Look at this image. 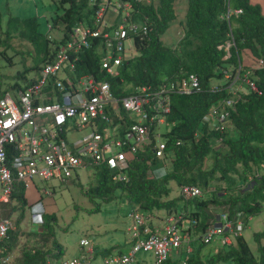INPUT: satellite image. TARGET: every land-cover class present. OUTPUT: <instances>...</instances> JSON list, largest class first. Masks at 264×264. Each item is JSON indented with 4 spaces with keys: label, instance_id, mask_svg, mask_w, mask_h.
Segmentation results:
<instances>
[{
    "label": "trees",
    "instance_id": "16d2710c",
    "mask_svg": "<svg viewBox=\"0 0 264 264\" xmlns=\"http://www.w3.org/2000/svg\"><path fill=\"white\" fill-rule=\"evenodd\" d=\"M51 1L57 14L49 30H60L64 36L61 42L67 39L72 28L88 24L96 8L90 0ZM121 1L131 6L130 21L146 24L150 33L138 45L139 55L123 63L116 77L107 78L113 95L116 98L128 96L136 87L156 85L174 78L180 71L195 74L201 91L191 96H170V110L164 116L167 131L162 135L164 164L167 165L164 177L148 176L150 169L159 164L152 161L155 142L152 138L151 144L144 147L143 154L125 171L126 182L113 181L111 172L98 166L93 171V185L84 191V195L91 202L95 199L101 202L119 199L128 205V211L136 210L145 217L164 212L187 221V232H191L189 238L192 239L189 243L191 252L186 253L183 245L163 264H264V230L253 235L254 253L243 236L227 247L210 248L200 240L203 231L214 223L217 212L227 213L230 219L241 213L246 226L250 218L264 212V65L253 68L255 62L264 61V15L261 7L251 0H187L184 21L180 23L182 38L174 47L167 48L160 38L177 17L174 9L176 0H157L149 4L141 0ZM237 10L241 11L240 15L233 13ZM227 12H230L228 18ZM24 23L29 32L26 39L38 42L35 19ZM48 43L44 40L43 55L36 72L52 58L60 44L56 42L54 49L49 51ZM227 43H231L228 51L225 50ZM246 51L251 54L250 67L242 62V54ZM99 58L95 47L84 51L77 66L78 74L100 78ZM241 63L240 73L250 71L249 77L257 92L240 94L233 110L224 109V101L230 98L228 84H218L217 90L213 91L212 81L223 80V71L234 73ZM19 78L25 79L23 75ZM30 84L26 81L23 88L15 87L13 90L21 91ZM213 107L223 115L222 107L229 115L228 125L223 131L202 122ZM123 117L128 120L125 113ZM216 143L219 146L216 147ZM172 184L178 189L194 186L201 191V196L190 200L181 196L171 199ZM37 187L35 185L34 189ZM25 193L22 187L16 186L12 202L2 206L3 217L11 219L13 213H19L13 222L14 230L0 245L3 257H10L17 248L19 236L23 235L19 225L25 210L34 205L28 204ZM193 221L194 226L191 224ZM56 224L55 215H42L41 231L26 234L28 243L21 248L13 264H54L60 261L64 250L56 240ZM102 253L106 255L110 251Z\"/></svg>",
    "mask_w": 264,
    "mask_h": 264
},
{
    "label": "built area",
    "instance_id": "2783aa9c",
    "mask_svg": "<svg viewBox=\"0 0 264 264\" xmlns=\"http://www.w3.org/2000/svg\"><path fill=\"white\" fill-rule=\"evenodd\" d=\"M155 2L156 0H152ZM147 3L150 0H146ZM96 6L92 20L79 24L58 41L52 58L48 59L29 80L31 84L23 90L0 93V206L12 202L16 186L27 192L35 183L67 184L77 178V171H88L103 166L112 174L113 181L126 182L125 171L143 154L144 147L152 146L153 160L159 163L150 169L149 178L166 175L164 164L165 143L159 140V127L164 126V116L170 110V96H191L201 91L199 78L193 73L180 71L167 81L156 85L134 88L125 97L116 98L107 78L118 75V68L137 57L138 45L150 33L146 24L130 21L131 6L121 0H90ZM240 15L241 11L233 12ZM230 12H227V18ZM231 43H227L228 51ZM92 47L98 51L96 75H79L77 66L80 55ZM241 65V66H239ZM234 73L223 71V83L228 84L230 98L224 101V109L233 110L240 94L257 92L251 81L250 71L241 74L239 64ZM264 61L254 63L253 68H262ZM217 85L212 90H217ZM221 107L211 108L202 120L203 124L221 131L228 125L229 115ZM128 116V120L123 117ZM81 131L88 134L70 141V136ZM219 143H216V147ZM162 163V164H161ZM52 187V186H51ZM47 186L40 194L48 196ZM179 196L190 200L201 196L194 186H183ZM38 200L32 208L45 205ZM31 208V209H32ZM38 211V210H36ZM131 220L128 233L133 244L128 253L103 258L102 264H136L137 257L149 255L152 264H163L169 255L183 245L190 253V238L187 229L179 225L181 217H171L161 230H152L148 218L136 210L129 211ZM194 226L195 222H191ZM246 224L242 214L230 219L220 213L217 222L210 224L201 234L206 245L218 244L227 247L243 236ZM14 230L12 219L3 217L0 210V245ZM85 251L78 258L66 259L60 264H91L94 249L86 240L79 242ZM0 248V264H8L10 257H3Z\"/></svg>",
    "mask_w": 264,
    "mask_h": 264
},
{
    "label": "rangeland",
    "instance_id": "374dc122",
    "mask_svg": "<svg viewBox=\"0 0 264 264\" xmlns=\"http://www.w3.org/2000/svg\"><path fill=\"white\" fill-rule=\"evenodd\" d=\"M176 19L169 29L161 36L160 40L164 47H174L182 38L180 23L184 21L187 11V0H176L174 5ZM57 9L51 0H0V93H12L13 88H23L26 81L36 76L35 68L42 59L44 40H47L48 50L55 47L62 33L60 30L51 29L52 19L56 16ZM35 19L36 31L39 41L30 42L26 39L28 28L25 20ZM23 75L25 79L19 78ZM215 85H221L222 80H213ZM16 88V89H18ZM167 131L166 126L159 127V140L163 142L162 135ZM88 131H81L70 136V141L81 139ZM94 181L91 170L77 171V178L67 184L56 186L53 183L42 184L36 182L38 187L25 193V199L32 205L38 200L45 205V209L35 206L26 209L24 218L19 228L23 235L19 236L18 246L10 255V263L20 255L21 248L28 243V232H40L41 216L55 215L56 240L62 246L64 260L78 258L85 248L79 246L81 240H86L90 246H97L100 250L96 253L92 264H102L100 254L103 251H111L110 246L116 245L124 251V243L128 240V229L131 220L127 218L128 205L116 199L111 202H101L95 199L93 202L84 195ZM47 186L46 195L40 194V189ZM52 186V187H51ZM173 193L171 198L179 196V190L172 184ZM32 207V206H31ZM3 207L0 206L3 214ZM98 209V210H97ZM38 210V211H36ZM4 215V214H3ZM19 213L11 215L12 222H16ZM13 223V224H14ZM264 230V212L251 218L247 228L243 232V239L254 253L256 246L253 235ZM192 241V239H191ZM190 241V242H191ZM191 244V243H190ZM212 248L211 246H209ZM174 252V251H173ZM173 252L169 255L171 256ZM141 254L137 259L141 258Z\"/></svg>",
    "mask_w": 264,
    "mask_h": 264
},
{
    "label": "crops",
    "instance_id": "0c3cea01",
    "mask_svg": "<svg viewBox=\"0 0 264 264\" xmlns=\"http://www.w3.org/2000/svg\"><path fill=\"white\" fill-rule=\"evenodd\" d=\"M251 2L253 4H258L261 7V9H262V14L264 15V0H251ZM242 57H243L242 58V60H243L242 62H243L244 65H246L248 67L252 66L251 54L248 51L244 52L242 54ZM173 198H175V197H173ZM173 198H171V199H173ZM219 214H220V212L219 213L218 212L215 213L216 217H215L214 223L217 222V216ZM146 217L148 218L149 226H150V228L152 230H161L165 226L167 219L168 218H171L172 216H169V215H167L164 212H155L153 215H149V216H146ZM180 223H181L180 226H181V229L182 230H185V229L189 228V224H188L187 221H184L183 220ZM189 234L191 236V232ZM127 237H128V240L124 243L125 249H124V251H122V254L128 253V251H129V249L131 247V242H132L131 241V237H130V235H128ZM190 241H191V237H190ZM210 246L212 248L219 247L218 244H216V243L211 244ZM92 247L94 249V256L96 255V253H99L100 250L102 249V248L99 249L97 246H94V245H92ZM110 249H111L110 253H108L106 255H104L103 253L100 254V256H102V258H101L102 260H103V258H105L107 256L122 255V254H120L121 249L118 248L119 251L116 252V250H117L116 249V245L110 246ZM103 252H105V251H103ZM82 253H83V250H82ZM94 256H93V259L95 258ZM141 256L142 257L139 260L137 259L136 264H152V258H151V256H149V255H141ZM61 260H64V258H62ZM61 260L60 261H57V263H54V264H60ZM102 260H101V263H102Z\"/></svg>",
    "mask_w": 264,
    "mask_h": 264
},
{
    "label": "clouds",
    "instance_id": "9594fccd",
    "mask_svg": "<svg viewBox=\"0 0 264 264\" xmlns=\"http://www.w3.org/2000/svg\"><path fill=\"white\" fill-rule=\"evenodd\" d=\"M141 1H143V2L147 3V2H146V0H141ZM150 2H153V1H152V0H150ZM150 2H149V3H150ZM156 2H157V0H156L155 2H153V3H156ZM149 3H147V4H149ZM130 18H131V16H130ZM137 24H142V23H137ZM250 219H251V218H250ZM250 219H249V220H250ZM248 222H249V221H248ZM188 224H189V223H188ZM246 228H247V226H246ZM218 246H219V245H218Z\"/></svg>",
    "mask_w": 264,
    "mask_h": 264
},
{
    "label": "bare ground",
    "instance_id": "6f19581e",
    "mask_svg": "<svg viewBox=\"0 0 264 264\" xmlns=\"http://www.w3.org/2000/svg\"><path fill=\"white\" fill-rule=\"evenodd\" d=\"M235 217V216H234ZM232 218V217H231Z\"/></svg>",
    "mask_w": 264,
    "mask_h": 264
}]
</instances>
